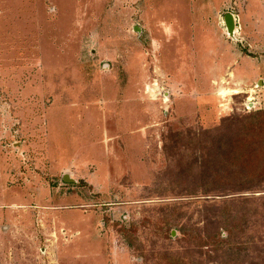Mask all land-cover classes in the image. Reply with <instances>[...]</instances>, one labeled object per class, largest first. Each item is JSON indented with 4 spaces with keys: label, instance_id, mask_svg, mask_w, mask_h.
<instances>
[{
    "label": "rangeland",
    "instance_id": "374dc122",
    "mask_svg": "<svg viewBox=\"0 0 264 264\" xmlns=\"http://www.w3.org/2000/svg\"><path fill=\"white\" fill-rule=\"evenodd\" d=\"M259 1L0 0V264H264V191L198 148L264 108Z\"/></svg>",
    "mask_w": 264,
    "mask_h": 264
},
{
    "label": "trees",
    "instance_id": "16d2710c",
    "mask_svg": "<svg viewBox=\"0 0 264 264\" xmlns=\"http://www.w3.org/2000/svg\"><path fill=\"white\" fill-rule=\"evenodd\" d=\"M249 111L248 114L227 117L220 131L209 136L207 151V146L198 147L202 159L205 160L201 163L203 172L214 177L210 179L209 191L220 187H225L230 193L247 189L264 191V109ZM227 216L231 222L227 230L233 234L242 227L245 213L239 210L233 213L228 208ZM230 236L224 238L220 232L212 231L198 242L203 246L208 243L209 246L214 243L221 244L228 242Z\"/></svg>",
    "mask_w": 264,
    "mask_h": 264
},
{
    "label": "crops",
    "instance_id": "0c3cea01",
    "mask_svg": "<svg viewBox=\"0 0 264 264\" xmlns=\"http://www.w3.org/2000/svg\"><path fill=\"white\" fill-rule=\"evenodd\" d=\"M180 1H185L186 3H179ZM200 1V0H199ZM251 3H252V1H253V4H255V5H258L259 6V3H260V1L259 0H249ZM193 2V4H194V6H193V4H192V6L190 5L191 3ZM205 3H207V4H212V3H215V0H205L204 1ZM201 3V5H198V0H191V2L189 3V0H174L173 2H168L167 0H164V3H166V4H164V7H167L168 6V4H171V5H174V7L175 8H177L176 6H184V10L185 11H187L188 9H189V7H193L192 9L194 10V8H195V6H198V7H200V8H203V6L204 5H207V4H205V3ZM256 2H259V3H256ZM216 4V3H215ZM162 5V3L160 4V6ZM262 7V6H261ZM161 8H162V6H161ZM191 11V10H190ZM192 12V11H191ZM227 12H229V11H227ZM230 12H232V11H230ZM193 13V12H192ZM191 13V14H192ZM226 14V13H225ZM224 14V15H225ZM192 17H193V14H192ZM163 22H165V26H167V25H169L170 24V22L169 21H167L166 22V20H164ZM172 28H173V30H172ZM171 28V31L170 30H167V34H169L171 37L175 34V32H176V30H175V28L174 27H172ZM226 29V28H225ZM227 33V32H226ZM208 56H209V53H208ZM241 62H242V60H240ZM241 71L242 70H238V68L235 70V72H237V74L238 75H242V73H241ZM247 78H249V77H247ZM259 81V80H258Z\"/></svg>",
    "mask_w": 264,
    "mask_h": 264
},
{
    "label": "water",
    "instance_id": "95a60500",
    "mask_svg": "<svg viewBox=\"0 0 264 264\" xmlns=\"http://www.w3.org/2000/svg\"><path fill=\"white\" fill-rule=\"evenodd\" d=\"M223 20H224V24H225V28H226V32L227 35L231 38H233L234 40L237 39L236 34H237V19L236 16L233 12H226V14L223 16ZM136 30L140 31V27L136 26L135 28ZM258 86L263 85V82L261 79H259ZM253 102L250 103V106L253 107ZM65 180H71L69 179L68 175H65L64 177Z\"/></svg>",
    "mask_w": 264,
    "mask_h": 264
},
{
    "label": "built area",
    "instance_id": "2783aa9c",
    "mask_svg": "<svg viewBox=\"0 0 264 264\" xmlns=\"http://www.w3.org/2000/svg\"><path fill=\"white\" fill-rule=\"evenodd\" d=\"M236 19H237V18H236ZM223 23H224V20H223ZM224 25H225V24H224ZM253 99H254L253 97H249V98H248V101L245 103L247 107H248V105H250V103H251L252 101H254ZM255 102H256V101H255ZM255 102H253V103L256 104ZM254 104H253V106H254ZM254 107H256V105H255ZM259 109H264V108H259Z\"/></svg>",
    "mask_w": 264,
    "mask_h": 264
}]
</instances>
